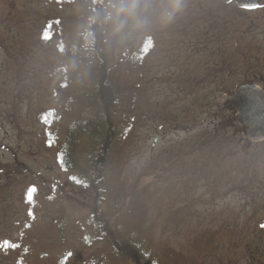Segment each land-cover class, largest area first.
I'll use <instances>...</instances> for the list:
<instances>
[{
  "label": "rangeland",
  "instance_id": "obj_1",
  "mask_svg": "<svg viewBox=\"0 0 264 264\" xmlns=\"http://www.w3.org/2000/svg\"><path fill=\"white\" fill-rule=\"evenodd\" d=\"M101 1L111 66L146 37L153 45L143 66L116 73L141 85L132 93L141 120L107 147L104 189L114 192L103 207L125 228L146 210L137 231L152 233L170 264H264V143L243 141L230 100L242 84L264 88V11L244 13L230 0H179L178 11L173 0ZM94 3L0 0V264H136L107 242L87 246L93 206L78 172L93 153L87 137L74 149L77 170L61 169L66 131L88 114L84 93L96 87L95 67L73 58ZM250 160L254 177L239 171ZM248 181L258 185L252 209L240 189ZM118 193L128 218L115 216ZM211 208L218 219L205 217ZM232 223L237 232L222 229Z\"/></svg>",
  "mask_w": 264,
  "mask_h": 264
},
{
  "label": "trees",
  "instance_id": "obj_2",
  "mask_svg": "<svg viewBox=\"0 0 264 264\" xmlns=\"http://www.w3.org/2000/svg\"><path fill=\"white\" fill-rule=\"evenodd\" d=\"M107 9L108 8L101 0H95L91 13L86 21L83 22L82 41L76 44V49L78 50L73 54V58L76 60L77 58L81 59V63L79 64L84 63L83 65H86L88 69L92 66L95 67L97 70V80L96 87L91 91V94H88V92L84 93V97L86 98L85 107L88 114L83 117L84 119L76 122L66 131V136L65 139H63L64 141L61 149V169L65 172L77 170L78 162L76 160V150L74 149L77 147V143L80 139L87 137L90 140V143H92L93 153L89 156L86 162V168L83 169V172L78 169V172L83 174V179L85 181V185L82 187L86 188V191L90 194L93 206L86 227L89 228V234L91 235L89 242L85 241L87 246L95 247L97 243L107 242L111 245V249L115 251L114 253L117 256L129 258V260H133L136 264H170V262L167 261L169 259L168 255L161 254L158 250H154L155 246L153 244L154 241H152V233L151 235H149V233L147 235L143 229L141 230V233H138L137 231V226L139 227V224L142 225V228H146V226L142 224L145 219L146 210L141 209V217L139 219L141 223L138 221L131 226L128 224V227L126 226L125 228L121 223L113 222L114 217H111V208L109 207L108 209L103 207L102 203L107 200V198H105L107 192L105 193L106 190L104 189L107 186V181L103 176L106 162L105 158L107 157L106 153L108 150L107 147L113 143L115 137H124L127 131L130 128H133L134 125L141 120L136 104V98H134L132 94L135 89L141 85L139 83H132L131 86H128V84H125L123 81H117L116 73H118L120 68H123L124 66L127 68L128 72L132 69L139 68L141 65L143 66V62L146 61L150 55V51L153 49L150 38L146 37L142 40L143 42L139 49L134 48L135 50L131 49L127 52L124 50L121 51L118 55L119 62L114 64L115 67H113L114 65L111 66L110 63L113 61L114 55L113 53H107V50L104 48V45L106 44V36L108 34L109 20L107 21V17L105 15L103 16L102 11H107ZM74 68V71L76 72L78 69L77 66ZM113 68H115V71L114 73H111ZM91 116H93V118ZM231 156L233 155L229 152L226 155L227 158H231ZM239 167V171L244 175H248L247 172L249 171H251L250 174H252L253 177L256 175L254 173L256 167L255 160H250L249 163H242ZM205 174V171H203L202 175L204 179H206ZM233 181L234 179H232V184L234 183ZM208 184L210 188L211 185L210 183ZM233 186H237V184H233ZM250 186H253V184L251 185L249 181L244 182L240 189L243 190L245 194L246 204L248 203V206L252 209L257 206L256 198L258 197L251 195ZM256 186L258 185L255 184L253 187ZM214 187H212V191L209 190L210 193L208 196H210L211 199L215 197V192L217 191ZM111 192L114 191L111 190L109 193ZM118 194L119 195L115 201L120 210L117 211L115 216L119 217L121 214L122 217H127L125 210L128 208L127 205L129 203L124 209V204L121 200L124 197V194ZM259 199H262V197L260 196ZM100 205L103 210L98 211ZM184 207L185 206H182L180 208ZM128 210L136 212V210H132L131 207H129ZM205 217H214L218 219V214L211 208ZM252 222V220H247L245 222V230L248 229L249 231V229H252ZM147 224L149 230L154 228L153 223L149 224L147 222ZM257 225L261 230H264V221ZM60 227L58 230L60 233H57V235H59L61 239L62 235L64 236L65 233H63V225H60ZM229 227L233 233L237 232L240 228L237 223H232L228 227L224 224L222 229L228 230ZM59 242L63 244V240L62 242ZM247 252L250 255L249 257L259 260V253L257 251L255 252V250L249 248ZM27 253L29 252H26V255ZM101 257L102 258L99 259H105L106 256L105 254H101ZM64 259L63 261L67 262V259ZM58 261L55 262L59 264L60 260ZM89 262L90 258L88 261L86 260L81 264H88ZM102 263L104 264L105 262L96 259L93 264Z\"/></svg>",
  "mask_w": 264,
  "mask_h": 264
},
{
  "label": "water",
  "instance_id": "obj_3",
  "mask_svg": "<svg viewBox=\"0 0 264 264\" xmlns=\"http://www.w3.org/2000/svg\"><path fill=\"white\" fill-rule=\"evenodd\" d=\"M233 1L240 7L252 8L259 0ZM230 100L243 141L264 143V90L254 83L243 84L232 93Z\"/></svg>",
  "mask_w": 264,
  "mask_h": 264
},
{
  "label": "flooded vegetation",
  "instance_id": "obj_4",
  "mask_svg": "<svg viewBox=\"0 0 264 264\" xmlns=\"http://www.w3.org/2000/svg\"><path fill=\"white\" fill-rule=\"evenodd\" d=\"M190 2L191 4H195L196 3V1H204V0H185V2ZM230 2L234 5V6H236V7H238L239 8V10L240 11H242V12H244V13H249V12H256V11H259V10H263L264 11V0H259L258 1V3H256L255 4V2L253 3V6H252V8H249V7H243V6H238V5H236L235 4V2L233 1V0H230ZM254 5H256L255 7H254ZM255 84H257L258 86H260V84L259 83H257V82H255ZM239 87V86H238ZM237 87V88H238ZM236 88V89H237ZM260 88H262L263 90H264V88L262 87V86H260ZM235 89V90H236ZM234 90V91H235Z\"/></svg>",
  "mask_w": 264,
  "mask_h": 264
},
{
  "label": "clouds",
  "instance_id": "obj_5",
  "mask_svg": "<svg viewBox=\"0 0 264 264\" xmlns=\"http://www.w3.org/2000/svg\"><path fill=\"white\" fill-rule=\"evenodd\" d=\"M173 3L175 5L174 11H178L179 10V0H173Z\"/></svg>",
  "mask_w": 264,
  "mask_h": 264
}]
</instances>
